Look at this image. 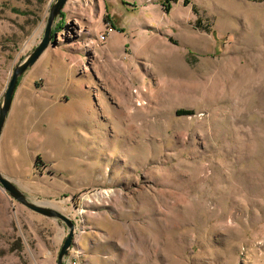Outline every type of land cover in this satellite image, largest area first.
Returning a JSON list of instances; mask_svg holds the SVG:
<instances>
[{
  "label": "rangeland",
  "instance_id": "374dc122",
  "mask_svg": "<svg viewBox=\"0 0 264 264\" xmlns=\"http://www.w3.org/2000/svg\"><path fill=\"white\" fill-rule=\"evenodd\" d=\"M56 1L0 0V104ZM188 1L68 0L19 81L12 182L65 264H264V0ZM68 234L0 184V264Z\"/></svg>",
  "mask_w": 264,
  "mask_h": 264
},
{
  "label": "water",
  "instance_id": "95a60500",
  "mask_svg": "<svg viewBox=\"0 0 264 264\" xmlns=\"http://www.w3.org/2000/svg\"><path fill=\"white\" fill-rule=\"evenodd\" d=\"M68 0H57L51 9L48 19L45 36L40 44L29 53L24 60H22L14 69L12 78L3 94V100L0 104V138L5 127L9 112L12 107L13 98L19 83L20 78L40 59L46 48L48 47L51 36V29L55 18L62 12ZM0 184L9 195L16 201L27 206L31 210L43 214L48 217L58 218L65 222L69 228V234L64 241L63 247L58 257V264H65L69 258L71 250L74 246L75 224L69 218L59 213L58 211L41 204H36L29 200L28 196L15 183L3 177L0 173Z\"/></svg>",
  "mask_w": 264,
  "mask_h": 264
},
{
  "label": "crops",
  "instance_id": "0c3cea01",
  "mask_svg": "<svg viewBox=\"0 0 264 264\" xmlns=\"http://www.w3.org/2000/svg\"><path fill=\"white\" fill-rule=\"evenodd\" d=\"M15 165H19V83L0 138V173L4 178L19 179Z\"/></svg>",
  "mask_w": 264,
  "mask_h": 264
},
{
  "label": "trees",
  "instance_id": "16d2710c",
  "mask_svg": "<svg viewBox=\"0 0 264 264\" xmlns=\"http://www.w3.org/2000/svg\"><path fill=\"white\" fill-rule=\"evenodd\" d=\"M179 0H167L168 3H171V2H178ZM184 3L185 4H189V1L188 0H184ZM21 79V78H20ZM20 81V80H19ZM178 114L180 115H185V114H191L192 112L191 111H188V110H178L177 111Z\"/></svg>",
  "mask_w": 264,
  "mask_h": 264
},
{
  "label": "bare ground",
  "instance_id": "6f19581e",
  "mask_svg": "<svg viewBox=\"0 0 264 264\" xmlns=\"http://www.w3.org/2000/svg\"><path fill=\"white\" fill-rule=\"evenodd\" d=\"M53 205V204H52Z\"/></svg>",
  "mask_w": 264,
  "mask_h": 264
}]
</instances>
